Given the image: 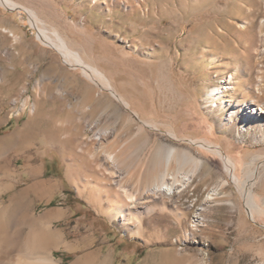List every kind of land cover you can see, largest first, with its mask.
<instances>
[{
	"label": "rangeland",
	"instance_id": "obj_1",
	"mask_svg": "<svg viewBox=\"0 0 264 264\" xmlns=\"http://www.w3.org/2000/svg\"><path fill=\"white\" fill-rule=\"evenodd\" d=\"M14 1L35 8L49 36L58 29L88 64L123 83L121 92L141 103L157 124L156 129L146 127L147 141L137 148L131 171L122 167L116 176L122 189L134 194L141 189L135 169L159 143L189 150L201 165L180 192L163 200H140L130 208L142 219L147 238L134 236L133 224L98 213V206L108 208L104 192L112 177L107 171L97 172L94 156L85 154L91 148L78 153L75 147L105 129L118 134L119 144L133 141L140 119L123 126V116L131 112L106 91L87 101L86 91L94 92L97 86L82 68L72 67L55 50L41 45L23 9L0 6V146H7L8 137L17 131H30L24 143L0 150V164L11 162L17 170L16 178L7 182L9 188L0 191V205L31 182L23 171L28 159L38 167L41 179L56 184L50 200L35 198L27 210L41 215L65 209L66 215L54 219V225L65 230L68 241L92 233L88 250L102 245L105 254L111 253L109 264H165L166 257L176 264H264V113L248 115L244 108L256 102V108L264 110V0ZM5 29L21 35V40L10 42ZM141 62L150 64L149 72H141ZM132 86L146 90L153 111L132 93ZM220 86H226L225 98L231 103L209 109L206 92ZM245 99L248 103L236 106ZM25 100L28 108L37 105L34 118L26 111L18 115ZM69 110L75 112V121L58 126ZM46 134L58 139L75 136L67 144L71 154L46 144ZM191 141L222 150L235 165L238 183L229 177L218 152ZM96 150L95 158L104 164L106 154L100 147ZM68 159L80 166L75 177L67 176ZM176 170L172 163L168 173L182 175L192 166ZM78 180L88 182L86 193L77 192ZM212 189L214 199L204 203ZM94 191L101 199L98 205L89 200ZM249 191L256 207H249ZM26 231L23 227L22 234ZM22 242L24 248L25 239ZM15 252L16 257L24 254ZM81 252L53 250L60 264H70Z\"/></svg>",
	"mask_w": 264,
	"mask_h": 264
},
{
	"label": "bare ground",
	"instance_id": "obj_2",
	"mask_svg": "<svg viewBox=\"0 0 264 264\" xmlns=\"http://www.w3.org/2000/svg\"><path fill=\"white\" fill-rule=\"evenodd\" d=\"M0 6L6 10H12L16 8L23 9L26 12L31 26L37 30L35 39L41 45L55 50L62 57V61L70 64L72 67L78 66L82 68L86 78H88L91 82H94L97 86L94 92L91 90L86 91L85 99L87 101L92 100L95 97H99L104 91H106L109 93V95L119 100L123 106L129 109L131 112V115L129 114L123 116V126L130 125L132 122L134 123L136 119H140L141 124L139 123L135 129L134 136H136V138L133 141L125 140L123 143L119 144L117 143L118 134H114L111 130L107 129L98 130L95 131L91 136L81 139L80 145L75 147V151L80 153L84 151V147L86 146H88L86 147L87 149L91 148L93 151H86L85 154L90 155L91 157L94 156L93 161L96 164L97 172L104 173L107 171L110 173V177H112L108 182L109 184L106 183L110 188L104 192L105 201L108 203V208L102 210V208L98 206L96 211L100 214H103L104 216H107V218H112L115 216L126 221L127 224H133L135 226L133 235L146 237L145 234H142L144 233L142 229V219L132 215L130 213V208L134 206L133 204L135 202L140 200H163L164 197H171L175 193L180 192L181 189L187 185L191 177L196 173L199 166L201 165V161L196 159L195 156L187 149H178L165 143H159L153 148L150 155L145 159V163H143L140 168L135 169L134 174H137L142 180L141 189L135 194L129 192L127 189H122V185L118 181L119 177L117 178L116 176L121 174L122 167L126 168V173L131 171L130 169L132 165H134L133 161L137 153V148L140 146V144H143L147 141L148 135H146V127L156 129L158 128L157 124L153 122L152 119L147 117L148 115L144 111L141 103L121 92L120 88L123 83L120 82L117 84L116 82L111 81L100 69L88 64L84 60L85 58H83V56L78 51H74L70 48L67 38L58 29L54 28L52 36H49L43 27V21L40 18L41 16L35 8L25 6L14 0H0ZM5 30L6 33L4 35L9 39L10 42L21 40V35L15 33L11 29ZM149 66V63L141 62V72H149V69L151 68H149ZM232 79L233 74H230L226 83H232ZM2 80V77H0V82ZM259 84L260 82H258L256 88L254 89V92L257 95L261 90ZM170 88L171 87H169V89ZM230 88L234 90L233 85ZM225 89L226 86H220L207 90L206 96L204 98L208 103L207 107L209 109H212L213 106L224 108L231 103L230 100L225 98ZM131 91L135 96H138L139 99L149 105L150 109L153 111L152 102L148 98V95L146 96V94H144L146 93V90H144L143 93L141 90L132 86ZM247 101V99L239 100V102L236 103V106L246 104L248 103ZM177 102H175V104ZM249 104L251 103L249 102ZM257 106H259V104L254 102V104L247 107L244 106V108L249 109L248 115H262L264 113L263 107L256 108ZM88 108L91 109L92 107L89 105ZM25 111L30 118H34L38 115L37 105L33 104L28 108V100H25L22 103L18 115H21ZM74 114L75 112L73 110H69L67 117L58 119L59 123H57L56 120L54 122H56L58 126L64 124L65 122L71 124L75 121ZM232 116L233 113L229 115V118ZM58 126H56V128H59ZM168 133L172 136H175L171 131H168ZM29 135L30 131L26 128L17 131L14 135L8 137L9 143H7V146L1 145L0 150L13 147L18 142L24 143L25 138H27ZM72 136L58 139L57 135L55 134H46L44 137V142L46 144L54 145L58 150L61 151L63 155L67 153L71 154L70 151L66 149L68 142L72 143V141H74L72 139L73 137L75 139V136ZM190 143L200 144L203 147H207L218 152V155L224 161V166L229 177L233 182L236 184L238 183V180L234 175L235 165L233 161L228 156H226V154L224 155L221 152L222 150L220 151L212 148L211 145H206L202 141H191ZM97 147L98 149L100 147L101 153L106 154L107 161L104 164L98 162L99 158H95ZM253 158L258 157L253 156ZM172 163H175L177 169L176 171H179L186 165H191L192 170L188 173H182V175H179L180 173L169 174L168 169ZM67 165V176L75 177L76 172L80 167L79 164L74 162L72 159H68ZM16 171L17 170L12 166L11 162L0 164V191L9 188L7 182L16 178ZM23 171L32 178L31 182H29L21 191L10 197L6 204L0 205V264H60L61 259L55 257L53 253L54 249H61L68 252L75 250L82 251L81 254L77 256L70 264H109L111 253L109 252L105 254L102 245L98 248H94L93 250H88V243L93 242L91 240L92 238L90 237L92 233L78 240L68 241L65 230L54 225V219L62 218L66 215L67 211L65 209H53L46 211L41 215H36L35 212H30L27 210L30 203L33 202V199L35 198L44 199L46 201L50 200L53 197L56 182L52 179H41L40 173L38 172V167L28 159L26 160ZM250 173L253 174L252 172ZM113 177H116L117 180L114 181ZM225 182L226 181H222L221 184H224ZM12 185L14 186V183ZM75 186L79 194L86 193L88 190V182L81 183L78 180V182L75 183ZM215 194L216 189H212L210 192H208L203 202H211V200L214 199ZM98 195V193L95 195V191L92 193L91 198L89 199L91 204H99L101 199ZM112 195L114 198L111 197ZM247 198L249 207L252 208L257 206L253 201L250 191L248 192ZM251 208H249L248 213L249 217L252 219L253 215ZM23 227L27 228L25 235L22 234ZM24 239L26 242L25 247L23 248L21 244L23 243L22 240ZM15 250L18 252L21 251L24 254L21 257H16L14 254ZM165 264L176 263L174 260H169L166 257Z\"/></svg>",
	"mask_w": 264,
	"mask_h": 264
}]
</instances>
